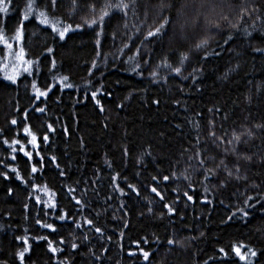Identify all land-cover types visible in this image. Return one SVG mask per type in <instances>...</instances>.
Segmentation results:
<instances>
[{"label": "trees", "instance_id": "16d2710c", "mask_svg": "<svg viewBox=\"0 0 264 264\" xmlns=\"http://www.w3.org/2000/svg\"><path fill=\"white\" fill-rule=\"evenodd\" d=\"M164 2L136 0L99 35L72 0L49 4L83 25L64 39L39 24L43 9L23 22L32 68L15 84L14 58L0 69V264H264V0ZM26 3L0 13L6 38Z\"/></svg>", "mask_w": 264, "mask_h": 264}, {"label": "snow or ice", "instance_id": "6c2138e0", "mask_svg": "<svg viewBox=\"0 0 264 264\" xmlns=\"http://www.w3.org/2000/svg\"><path fill=\"white\" fill-rule=\"evenodd\" d=\"M11 3V0H0V13H8L9 11V5ZM49 4L51 6L52 10H55L56 6H57V0H39V2H37V0H27L26 6L24 8V13H23V17L21 22L18 24V26L14 29L13 33L11 35H9L6 38V32L5 29L2 25H0V45L3 46V48L6 50V54L7 57L9 59H13L14 58V63L12 65V70H11V74H5V79L11 81L13 84L17 83V79L19 76V71L18 69H23L24 72H28L29 69L32 68V62L28 61L27 59H25L26 56V52H25V48L22 46L23 45V39H24V21H28L30 19V15L35 11V9H43L40 10L38 12V14L36 15V19L39 21V24L44 25V26H50L52 31L57 32L60 39H64L65 36L69 33V31H75L78 29H81L83 27L82 24L77 23L75 25V28L73 27L72 23H67L64 24V21L59 18L58 16H54L52 11H48L49 9ZM136 5V0H102V3L100 4L99 7H97L95 0H72V13L75 14L77 11L79 10H87V12L90 14L88 17L83 18L84 19V25H87L89 27L91 26H98L100 29L99 34L103 33V27L105 24V19L107 17H109L110 15H112V13L114 12H119L122 13L124 16H127L128 13L131 11L133 12V14H135L134 12V7ZM187 3L182 4L181 8L178 12V15H183L184 9L187 7ZM172 5L169 3H165L164 0H161V4H160V8H171ZM111 10V11H110ZM99 13L98 16H93L92 14L95 13ZM0 20H2V18H0ZM171 17H166L164 18L163 22L160 24L159 27H157L155 29V31L153 30H149L147 32L146 35V39L152 38V37H157V36H163L164 35V31L167 29L169 23H170ZM128 25L125 24V27H127ZM215 27L219 28V24H215ZM136 31L138 32L139 29H136ZM12 41H16L17 43H19L21 46L19 47V50L16 51L14 48V44ZM97 45L100 44L99 39H97L96 41ZM209 44V41L207 39L201 40V42L197 45V48H203L206 47ZM48 51H52V49H48ZM256 51L258 52H264V49H256ZM137 54L139 55V49H137ZM0 59H3V57H0ZM184 60L189 59V57L187 56V54H185L183 56ZM53 63H55L53 61ZM165 64L167 67L171 68L172 66L170 64H167L165 61ZM24 65H27V67H24ZM8 65L5 64L4 68H7ZM93 68H95V64L92 65ZM138 67V65H137ZM172 71H174L177 75H179L182 71V69L180 67H176L173 68ZM151 75L156 76L158 75L157 72L153 71L151 72ZM68 80V77L65 76L63 78V80L61 81V83H63V81ZM35 86V85H33ZM66 87L71 88L72 84H67ZM50 91V89H49ZM48 92L47 91H40L39 89H37V98L43 96V97H47ZM96 96V93H93V97ZM97 104H100V101L97 100L96 101ZM39 111H44V109H38ZM101 111H103V106L101 105ZM13 124H16L17 121L13 120L12 121ZM49 127H51L49 125ZM26 132H28L29 135H31L32 140L31 142L33 143V145L36 144L37 141V137L31 133V131L29 129H25ZM211 135L215 136V133H211ZM235 139L237 141H239L240 137L236 136ZM44 140L47 141L48 137L45 135L44 136ZM16 143H19V141H16ZM15 151V148L13 149ZM26 156L31 157V153L30 152H25L24 153ZM15 159V157H13ZM41 159H43L41 157ZM248 159H251L250 157H248ZM201 164L204 163L203 160H201L200 162ZM32 171L36 172L37 168L33 165L32 167ZM207 171L209 173H211L213 170L211 168L207 169ZM232 173H229V176H231ZM240 177L237 176V179H239ZM22 179V178H21ZM164 180H168L169 177L165 176L163 178ZM11 192V190H9ZM153 192H157L156 188H152ZM157 195H160L159 192H157ZM186 196H188L187 193H185ZM163 198V197H161ZM189 200H192L193 197L192 196H188ZM251 199V198H250ZM50 206H54L50 205ZM166 207L169 208L170 212H173L174 209L171 208V206L166 205ZM241 211H243V209H241ZM244 216H248L249 213L248 212H244L243 213ZM66 215V214H65ZM61 220L65 219V216H61L59 217ZM229 219H231V217H229ZM37 223H40L39 221H37ZM89 224H92L93 222L91 220L88 221ZM44 227L50 228L53 231H55V227L52 224H47V225H43ZM97 232H100L101 229L100 228H96ZM25 244L28 243L27 238H23ZM38 239H47L46 237H39ZM145 242L147 240V238H144ZM61 243H63V241H61ZM137 244V247H139L140 242L136 241L135 242ZM169 244L174 243V241H168ZM49 247L51 249L52 252H56L57 249L51 246V242H49ZM78 246L73 244L72 248L75 249ZM27 250V249H26ZM221 252L225 253V256L227 255V253L225 252V250L223 248L220 249ZM233 251L239 256V258L241 260H246V256H244L241 252V247H235L233 249ZM140 252L143 254V257L145 260L149 259L150 256V252L145 251L143 248H140ZM134 254V253H133ZM19 258L20 260L23 262L24 261V257H25V251H21L19 252ZM252 255H256L255 252H252Z\"/></svg>", "mask_w": 264, "mask_h": 264}, {"label": "rangeland", "instance_id": "374dc122", "mask_svg": "<svg viewBox=\"0 0 264 264\" xmlns=\"http://www.w3.org/2000/svg\"><path fill=\"white\" fill-rule=\"evenodd\" d=\"M16 42V41H15ZM16 51H18L16 48H15ZM6 52V50H4ZM6 60H9V58L7 57V54L4 56V62H3V65L0 66V69H4V65L7 64L6 63ZM3 61V60H2ZM24 67H27V65H24ZM20 70H23L22 68ZM8 74H11V70L9 71Z\"/></svg>", "mask_w": 264, "mask_h": 264}]
</instances>
